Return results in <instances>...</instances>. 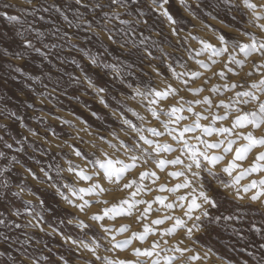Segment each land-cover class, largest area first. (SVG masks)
I'll use <instances>...</instances> for the list:
<instances>
[{"label":"snow or ice","instance_id":"snow-or-ice-1","mask_svg":"<svg viewBox=\"0 0 264 264\" xmlns=\"http://www.w3.org/2000/svg\"><path fill=\"white\" fill-rule=\"evenodd\" d=\"M72 2L78 6L75 24L65 11L72 10L71 3H53L51 8L68 28L83 30L80 39L98 44L95 53L79 50L95 66L97 76L107 78L106 86H98L82 67L83 81L75 77L73 83L86 82L105 108L110 107L105 99L110 84L124 98L112 97L117 106L135 100L141 110L126 109L134 121L125 110L113 109L111 115L120 123L106 135L90 130L86 121V127L76 129L71 121L55 117L72 127L76 133L72 140L89 144L90 152L60 140L50 127L43 136L28 128L30 135L48 143L49 151L68 145L80 160L77 164L67 159L64 167L56 166V176L52 165L38 173L18 155L9 158L0 151V159L6 161L0 167V225L59 237L60 246H66L71 257L60 255L56 261L49 255L37 257L29 251L32 237H28L19 241L22 247L16 249L17 256L9 253L11 264L223 260L211 244L213 234L231 226L233 234L244 239L234 226L241 210L253 205L264 210V0H106L91 5L99 10V19L83 18L79 8L89 7L86 0ZM37 4L38 0H25L20 11L35 20L37 12L49 11ZM15 7L10 2L0 5V19L11 25L0 29V60L10 67L16 61L26 62L32 53L47 58L46 50L58 47L44 43L46 31L34 22L24 28L25 20L9 11ZM240 12L242 19H238ZM204 16L217 23H208ZM201 31L206 34L200 35ZM47 32L61 34L69 43L75 39V34L61 33L60 27ZM181 52L183 57L173 59ZM154 61L165 65L169 75ZM40 95L46 99L50 93ZM81 132L91 139L84 140ZM5 147L13 145L5 142ZM17 152L23 153L24 147ZM17 165L39 187L28 186L26 179L14 182L13 176L20 175L13 171ZM16 199L23 201L22 210L16 207ZM117 220L126 222L117 224ZM61 225L77 231L66 232ZM251 227L264 234V228ZM0 238L5 243L10 239L4 233ZM44 247L48 248L47 243ZM259 247L264 249V243ZM248 255L256 259L254 253Z\"/></svg>","mask_w":264,"mask_h":264},{"label":"rangeland","instance_id":"rangeland-1","mask_svg":"<svg viewBox=\"0 0 264 264\" xmlns=\"http://www.w3.org/2000/svg\"><path fill=\"white\" fill-rule=\"evenodd\" d=\"M5 2L16 5L15 8L9 9V11L13 14L18 13L25 20L24 28L28 26V23L34 22L36 27L46 31L47 39L44 40V43H55L58 47L47 49L46 51L49 53L47 58H41L39 54L32 53L31 58L26 62L16 61L13 62L11 67L4 60H0V151L5 152L9 158L12 155H18L28 167L38 173L41 167L47 168L48 165H52L51 172L56 176V166L64 167L67 159H71L77 164L80 163V160L72 155L68 145H62L60 149H56L53 146L52 150L49 151L48 143L40 139V137L30 135L28 128L35 129L43 136L45 130L50 127L52 132L59 136L60 140H68L70 144L75 143L83 151L90 152L91 146L80 141H73L71 137L76 134L75 130L68 124L56 120L55 117L59 116L62 120L71 121L76 126V129L86 127L84 123L86 121L87 125L91 126L90 130L106 135L112 129L117 128L120 123L111 115L113 109L125 110V115L135 121L136 118L126 109L136 108L140 111L141 108L138 101L135 100H124L123 104L117 106L116 101L112 97L116 96L117 99L121 100L124 98L119 95L117 88L110 84L107 85L109 91L105 94V99L110 107L105 108L100 103L99 97L94 90L87 88L86 82L81 84L73 83L75 77H80L83 81L84 72L81 71L82 67L96 80L98 86H106L107 78L98 77L96 72L92 70L95 66H90L88 58L79 50L80 48H86L95 53L98 44L88 43L80 39L84 35L83 30L75 27L68 28L67 22L63 21L59 14L51 8L53 3L60 5L71 3L72 10L65 9V11L69 19L73 20V24H75L74 11L78 6L72 0H38L37 6L49 7V11L47 13L37 12L35 20H33L31 15L20 11V7L25 4V0H0V5ZM35 2L37 0H34ZM86 2L89 4L88 8H79L83 18L92 19L95 16L99 19V10H93L91 5L97 2H106V0H86ZM0 11H3V9L0 8ZM40 15L45 17L44 21L38 19ZM237 15L238 19L243 18L242 12L237 13ZM204 18L208 23H217L210 17L204 16ZM49 20L55 21V24L50 25L48 23ZM8 27H11V25L6 20L0 19V29ZM17 27H20V25H17ZM55 27H60L61 33L68 31L70 35L75 34L73 42L69 43L61 37V34L53 36L50 32H47L49 28L54 31ZM199 34L205 35L206 33L201 31ZM88 35H91V33ZM145 35H149V33L145 31ZM207 35L210 36L211 33H207ZM73 44L76 47H73ZM154 54L158 55L159 53ZM178 57H183V53L175 54L173 59ZM111 60L112 58L110 57L109 61ZM153 63L157 64L165 76L169 75L165 65L157 61ZM17 66L23 70L16 71ZM192 66L194 67L195 65L193 64ZM145 70L147 71L148 69L146 68ZM177 70H181L178 65ZM150 77H152L153 82H156L151 73ZM131 79L135 80L136 77H131ZM45 84L47 88L43 87ZM128 91L130 94V90ZM41 92L50 93V95H47L45 99L40 95ZM42 100L43 103H41ZM94 112L97 113L96 116L92 115ZM52 132H48L49 139H53ZM80 135L84 137V140L91 139L84 132H81ZM24 137H27V139L25 140ZM5 142L12 144L13 148H6ZM21 146L24 147V152L18 153L17 148ZM5 163V160L0 159V167H3ZM13 171L14 173L20 172L19 176H13L14 182L26 179L28 186L39 187L31 177L24 176L23 170L19 168V165ZM65 175L67 174L65 173ZM27 198V195H25V199ZM22 204L23 201L15 200L16 207H21V210ZM240 216L241 219L237 220L234 226L241 231L244 239L234 235L231 226L227 228L221 227L219 235L213 234L211 244L215 251L224 259L219 260L213 257L209 264H227L228 260L235 261L237 264L242 260H248V264H258V262L259 264H264V260H261V258H264V249L259 247L260 244L264 243V234L255 232L251 227L255 224L257 228H264V210H261L259 205H253L250 208L241 210ZM12 219L16 220V222H22L21 218L12 217ZM121 222L126 221L117 220L116 223L119 224ZM60 227L66 232L72 231L75 233L77 231L74 226L65 227L61 225ZM136 227L138 226L134 224L133 228L135 229ZM0 233L10 237L7 243L0 238V264H11L9 253L12 256H17L16 249L22 247L19 241L26 240L28 237H32L31 246H23L29 247V251L35 256L43 257L49 255L51 261L58 260L60 255H65L66 258L71 259L68 256L67 247L60 246L59 237H48L36 232L34 229H16L11 225L7 227L0 225ZM25 233L28 235L25 236ZM37 240H40L41 243L37 244ZM45 243H47L48 248L53 250L52 253H49L48 248L44 247ZM244 248H246V251L241 252L240 249ZM249 252L254 253L256 259L249 256ZM41 264H48V262L41 260Z\"/></svg>","mask_w":264,"mask_h":264}]
</instances>
